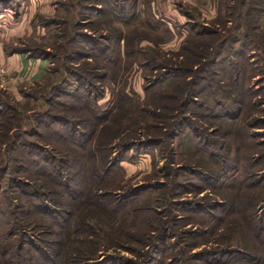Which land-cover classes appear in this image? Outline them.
<instances>
[{
    "label": "rangeland",
    "instance_id": "1",
    "mask_svg": "<svg viewBox=\"0 0 264 264\" xmlns=\"http://www.w3.org/2000/svg\"><path fill=\"white\" fill-rule=\"evenodd\" d=\"M111 3H115L117 9L116 13L112 12L114 16L123 13V9L127 11L116 16L117 19L109 17L110 14V25H106L103 23L108 18L98 14L105 9L104 0H0V237L6 229L13 231L17 221L24 223L23 214L18 212L19 206L22 203L26 206L25 197L31 200L33 190L21 185L20 181L30 185L33 182L31 175L39 167L55 165L54 169L60 172L65 169H60L62 153L68 151L69 143L68 140L65 144L54 142L57 134L67 137V131L72 129V134L77 136L80 131L87 133L89 127L94 126V116L86 110L80 112V95L85 93L84 90L93 99L100 96L97 105L106 110L115 106L112 98L120 89L143 100L149 83L146 77L154 79L161 72L156 71L155 66L149 72L144 69L149 49L153 50L152 58L156 62L185 65L196 61L194 56H190V60L186 56L200 32L216 31L220 36L238 39L225 45L224 49L220 48L223 51L220 55L206 57L212 59L213 64L193 77L200 87L220 80L222 76L226 81L228 71L231 72L245 55L246 77L249 73L252 76L246 85L263 90L253 97L260 100V106L245 111V117L250 126L254 119H258L259 124L264 119V0H111ZM91 7L95 11L90 10ZM247 8L252 9L249 18L245 17ZM256 9L257 15L252 13ZM95 21L101 22L95 25ZM253 33L262 37L259 43L263 45V52L256 49ZM116 37L120 39L114 43ZM95 42L118 50L121 67L112 77L109 71L98 69L99 75H90L95 79L87 84L81 74L84 65L99 67L89 54ZM101 74L113 79L99 82L97 79ZM198 111L207 114L206 108ZM82 116L87 118L88 127L80 126ZM65 119H70L71 124L64 122ZM217 125L214 121L192 116L170 131L172 137L165 144H153L145 140V134L139 133L136 139L140 140L130 144L136 146H129L119 162L121 169L113 173V181L107 184L113 183L126 195L133 193L131 190H140L139 194L121 202L125 209L129 208L123 216L124 222L122 217L119 220L129 240L123 248L104 251L96 264H209L207 252L240 250L232 239L245 236L241 232L242 226L240 230L236 227L240 221L228 227L234 217L229 215L222 224L227 229L213 232L212 225L205 228L206 221L195 215L193 208L197 205L195 202L210 192H195L189 185H201V178L187 170L175 174V165L170 164L172 161L185 164L197 159L199 165H208V157L198 152L192 141L205 143L210 140L216 145L228 143L232 148L229 158H233V148L242 142L240 133L236 128L230 130L227 126ZM248 131L254 134L251 141L264 145V127L248 128ZM122 135L119 133L118 137ZM119 138L105 140V143L116 144ZM71 154L69 166L76 170L79 158L76 153ZM183 168L187 169L185 165ZM49 169L53 170V167ZM242 176L240 173L238 177ZM40 179L44 181V178ZM229 182L232 181L228 180L227 184ZM225 187L221 190L228 202L236 200L237 207L246 203L243 189H235L234 184L231 188ZM248 194L252 198L256 196L251 192ZM203 210L210 211L206 207ZM214 212L219 213V210L211 213ZM118 235L115 228L107 236ZM29 236L33 244L34 233ZM40 238L48 236L41 234ZM138 241L144 242L142 246H138ZM24 255L29 258L27 252ZM237 258L236 253L224 255L222 264H241Z\"/></svg>",
    "mask_w": 264,
    "mask_h": 264
},
{
    "label": "trees",
    "instance_id": "2",
    "mask_svg": "<svg viewBox=\"0 0 264 264\" xmlns=\"http://www.w3.org/2000/svg\"><path fill=\"white\" fill-rule=\"evenodd\" d=\"M104 3L106 10L103 9L98 14L102 13L101 17L104 15L106 20L110 14L109 17L113 18L126 14L127 9H123V13H117L114 16L112 12H117L115 3H111V0H104ZM90 10L95 11L92 7ZM251 11V8H247L245 17L249 18ZM262 11L260 8L261 13ZM252 13L257 15L258 10ZM252 18L256 20L254 16ZM99 22L101 21H95V25ZM110 22L111 19L108 18L103 24L110 25ZM198 34L196 44L194 43L191 48L188 47L191 51L186 56L187 60H190V56H194L195 62L177 65L164 61L161 64L153 60V50H148L146 53L148 56L143 64L144 69L149 72L155 66V70L161 72L154 79L146 77L149 83L145 87V97L142 101L134 93L128 94L120 89L112 98L113 101L115 100V106L107 111L106 108L102 109L97 105L100 96L97 100L93 99L91 94L84 90L85 93L80 95V112L86 110L93 115L94 126L89 127L90 130H87V133L80 131L77 136L72 134V129L67 131V137L57 134L54 142L61 141L65 144L68 140L69 143L68 151L62 153L63 165L60 169L62 167L65 169H61V172L54 169L55 165L49 167H53V170L48 167V169L39 167L36 173L31 175L33 182L30 185L20 181L21 185L33 190L31 194L33 199L25 197L26 206L23 203L19 206L18 212L20 215L23 214L24 223L17 221L13 231L6 229L0 237V254H4L0 257V264H96L101 254L109 248H123L122 246L129 239L125 237L127 231L119 220L122 217L124 222L123 216L129 208L125 209L121 202L128 196L139 194L140 190H131L133 193L126 195L125 191L122 192L123 189H119L113 183L107 186L113 181V173L121 169L119 162L128 149L136 146L130 144L137 142L139 133L145 134V140L153 144H165L172 137L170 133L172 129H176L181 123L196 115L208 122L214 121L219 126H227L230 130L236 128L243 142L233 148L234 157L230 159L229 154L232 148L227 145L228 143L216 145L210 140L202 143L189 139L195 144V148H198L196 149L198 152L208 157V165H199L197 159L185 164L170 162L175 165L174 173L180 174L182 170H187L201 178V185H189L196 190L195 192H210L209 195L199 199L205 203H200L198 200L193 208L194 214L206 221L205 228L212 225L213 232L227 229L223 228L222 224H225L229 215L234 217H231L228 227H232L233 222L240 221L237 222L236 227L243 228L241 231L245 235L243 238L232 237L241 251L239 249L210 251L205 253L209 260L206 262L222 264L225 261L221 259L224 255L236 253L237 261L241 264H264V147L261 149L264 145L251 141L254 134L248 131V128H263L264 119L260 124L257 123L258 119H254L250 126L248 117H245L244 113L260 106V100L253 97L263 90H256L246 85L248 78L252 76L249 73V77H246L248 69H246L245 55L242 56L240 63L237 62L233 69L231 68V72L228 71L226 81L222 76L220 80L215 79L200 87L193 76L213 64L212 59L208 58L220 55L223 52L220 48L224 49L225 45L238 39L220 36L216 31ZM252 35L256 37V49H261L263 52V45L259 43L260 40L262 42V37H258L255 33ZM108 38L111 40L110 37ZM119 39L120 37L114 38V41L116 40L114 43ZM94 44L89 54L99 63V67L84 65L81 74L85 77L87 84L91 83V79H95L90 78V75L98 76L99 72L104 70L109 71L112 77L121 67L118 50L110 49L99 42ZM90 67L92 72L88 70ZM98 69L100 71H97ZM102 76L101 74V77L97 79L99 82L113 79ZM124 108L128 110L126 113ZM202 108H206L207 114L197 112ZM69 120L65 119L64 122L71 124L72 121ZM147 120H150V123ZM87 124V118L80 117V126L88 127ZM212 126L216 125L212 124ZM119 133L123 134L121 138L118 137ZM115 138L120 139L119 142L115 141L116 144L105 143V140L107 142L116 140ZM97 140L99 144L96 143ZM114 150L117 151L112 155ZM71 152L76 153L79 158V168L76 170L69 166V162L72 161ZM183 165L187 169L183 168ZM240 173H243L242 177H238ZM62 174H65L67 178ZM40 178H44V181ZM228 180L233 183L227 184ZM244 180H246L245 184ZM232 184L237 190L243 189L246 203L241 205L242 210L241 207L235 206L236 200L228 202L225 195L223 197L221 190L223 186L231 188ZM248 191L256 196L252 198ZM22 193L27 192L22 191ZM217 198L221 202L218 203ZM204 207L209 208L210 211H204ZM232 208L234 212L230 211ZM215 210H219V213H211ZM197 224L200 225V223ZM115 228L119 235L108 237L107 235ZM33 233L36 239L32 244L29 234ZM41 234L48 238L41 239ZM122 235L124 237H121ZM142 242L138 241V246H142ZM27 245L30 247L28 248ZM26 252L29 258H25Z\"/></svg>",
    "mask_w": 264,
    "mask_h": 264
}]
</instances>
